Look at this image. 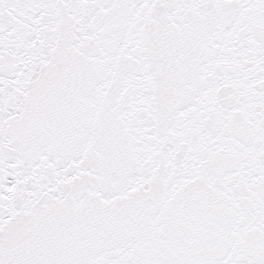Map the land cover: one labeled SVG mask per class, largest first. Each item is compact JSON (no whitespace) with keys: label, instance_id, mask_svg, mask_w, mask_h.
Segmentation results:
<instances>
[{"label":"snow or ice","instance_id":"1","mask_svg":"<svg viewBox=\"0 0 264 264\" xmlns=\"http://www.w3.org/2000/svg\"><path fill=\"white\" fill-rule=\"evenodd\" d=\"M0 264H264V0H0Z\"/></svg>","mask_w":264,"mask_h":264}]
</instances>
